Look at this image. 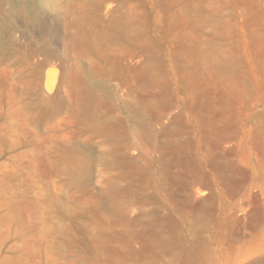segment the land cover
Here are the masks:
<instances>
[{
    "label": "rangeland",
    "instance_id": "1",
    "mask_svg": "<svg viewBox=\"0 0 264 264\" xmlns=\"http://www.w3.org/2000/svg\"><path fill=\"white\" fill-rule=\"evenodd\" d=\"M8 1L0 264H264V0Z\"/></svg>",
    "mask_w": 264,
    "mask_h": 264
},
{
    "label": "bare ground",
    "instance_id": "2",
    "mask_svg": "<svg viewBox=\"0 0 264 264\" xmlns=\"http://www.w3.org/2000/svg\"><path fill=\"white\" fill-rule=\"evenodd\" d=\"M8 10H10V11H12V12H26V9H25V5H24V3L23 2H18V1H8Z\"/></svg>",
    "mask_w": 264,
    "mask_h": 264
}]
</instances>
